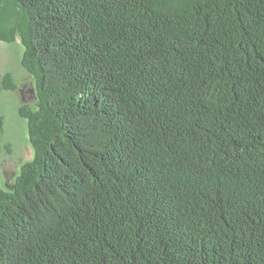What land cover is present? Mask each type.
I'll return each instance as SVG.
<instances>
[{"label": "trees", "instance_id": "obj_1", "mask_svg": "<svg viewBox=\"0 0 264 264\" xmlns=\"http://www.w3.org/2000/svg\"><path fill=\"white\" fill-rule=\"evenodd\" d=\"M0 6L38 96L0 264H264V0Z\"/></svg>", "mask_w": 264, "mask_h": 264}, {"label": "rangeland", "instance_id": "obj_2", "mask_svg": "<svg viewBox=\"0 0 264 264\" xmlns=\"http://www.w3.org/2000/svg\"><path fill=\"white\" fill-rule=\"evenodd\" d=\"M24 19L8 7L0 6V188L9 189L21 166L32 158L28 121L18 110L24 104L38 108L37 81L23 65Z\"/></svg>", "mask_w": 264, "mask_h": 264}, {"label": "water", "instance_id": "obj_3", "mask_svg": "<svg viewBox=\"0 0 264 264\" xmlns=\"http://www.w3.org/2000/svg\"><path fill=\"white\" fill-rule=\"evenodd\" d=\"M7 187L9 188V190H12L13 189V183H11V182L7 183Z\"/></svg>", "mask_w": 264, "mask_h": 264}]
</instances>
